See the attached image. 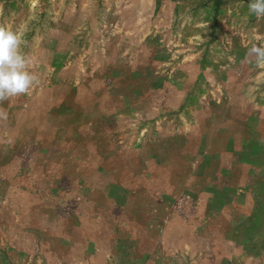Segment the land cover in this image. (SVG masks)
Instances as JSON below:
<instances>
[{"label": "rangeland", "instance_id": "374dc122", "mask_svg": "<svg viewBox=\"0 0 264 264\" xmlns=\"http://www.w3.org/2000/svg\"><path fill=\"white\" fill-rule=\"evenodd\" d=\"M249 3L0 0L36 77L0 101V264H264Z\"/></svg>", "mask_w": 264, "mask_h": 264}, {"label": "clouds", "instance_id": "9594fccd", "mask_svg": "<svg viewBox=\"0 0 264 264\" xmlns=\"http://www.w3.org/2000/svg\"><path fill=\"white\" fill-rule=\"evenodd\" d=\"M248 9L257 18H264V0H250ZM21 44L19 34L0 27V101L26 93L36 82V77L27 70ZM249 56L264 63V48L254 46Z\"/></svg>", "mask_w": 264, "mask_h": 264}, {"label": "crops", "instance_id": "0c3cea01", "mask_svg": "<svg viewBox=\"0 0 264 264\" xmlns=\"http://www.w3.org/2000/svg\"><path fill=\"white\" fill-rule=\"evenodd\" d=\"M256 209V208H255ZM255 209H254V211H255ZM256 224H255V221H251V222H248L247 223V221L246 222H244L243 224H238V225H235V226H233L232 227V230H231V235L233 236V235H238L239 234V230H242V229H244L243 228V226H245V228H249V227H252L253 229L256 227L255 226ZM259 225V224H258Z\"/></svg>", "mask_w": 264, "mask_h": 264}]
</instances>
